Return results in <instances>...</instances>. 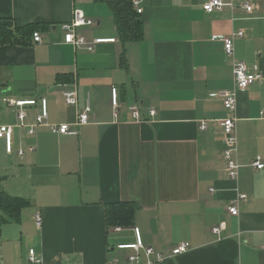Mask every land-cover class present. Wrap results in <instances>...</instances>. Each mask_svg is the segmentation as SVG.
I'll list each match as a JSON object with an SVG mask.
<instances>
[{"label": "crops", "instance_id": "obj_1", "mask_svg": "<svg viewBox=\"0 0 264 264\" xmlns=\"http://www.w3.org/2000/svg\"><path fill=\"white\" fill-rule=\"evenodd\" d=\"M136 1L143 39L124 45L109 0H0V25L33 24L41 35L40 43L0 46V105L3 96L47 104V126L32 136L14 127L10 154L0 141V185L29 202L19 224L0 229V264H28V248L41 264H107L129 253L117 246L134 242L133 228L160 252L190 244L163 264H264V168L251 166L256 157L264 165V0H235L233 10L211 14L202 10L206 0ZM244 1L252 13L239 8ZM75 10L95 21L89 38L115 42L93 53L65 44L59 25ZM238 31L243 37L234 39L229 58L211 38ZM233 61L262 75L236 96V179L222 156L219 121L228 114L210 97L233 88ZM112 86L120 104L116 119ZM72 87L76 107L62 97ZM88 101L93 119L76 127ZM133 103L140 105V122L127 111ZM36 114L29 109L27 124ZM61 124L76 135L51 133L50 126ZM241 195L246 199L232 217L226 206ZM117 204L135 206L131 225H107L106 209Z\"/></svg>", "mask_w": 264, "mask_h": 264}, {"label": "built area", "instance_id": "obj_2", "mask_svg": "<svg viewBox=\"0 0 264 264\" xmlns=\"http://www.w3.org/2000/svg\"><path fill=\"white\" fill-rule=\"evenodd\" d=\"M235 0H206L202 6V10L205 13L211 14L216 12H221L224 8L230 10L234 9ZM132 6L138 15L141 14V9L138 6L136 0H132ZM245 13L250 14L253 11V6L249 1H244L239 6ZM95 25V21L87 18L81 11L75 10L72 15V19L68 23L59 25V30L63 34V42L67 45L72 46L75 50H82L88 53H93L98 45L104 43H114V39H101V38H89L88 29ZM243 37V32L238 31L231 33L228 36H213L212 41H218L223 46L224 54L232 58L234 55L233 42L234 39ZM32 41L34 43L41 42V35L39 32H34L32 34ZM232 75H233V88L230 90H223L217 93L211 94L210 97L219 99L222 106L228 116L221 121L219 125L222 132V156L226 164V172L231 179H236L238 173V164L234 159V153L236 151L237 139H236V96L238 92H243L247 88L256 82L262 80V75L260 73L251 72L248 67L241 61H233L232 65ZM110 108L112 117L116 119L119 115L120 104L117 97L116 87H110ZM62 97L66 105L70 107L77 106V90L75 87L71 89L64 90L62 92ZM2 104L6 109L14 112L16 117V124L14 126L0 125V141L4 143V149L7 154L12 153V141L11 135L14 127L25 129L29 136L34 135L37 128L47 126V104L45 99H29V100H18L12 96H3L1 100ZM29 109H37V114L35 117V122L33 125L27 124V117ZM128 113L131 118L136 121H142L141 109L138 103H133L128 107ZM149 115L153 117L155 115V110L150 109L148 111ZM93 119L92 110L89 101L86 106L77 115L76 127L87 125ZM51 133L62 137H68L76 135L75 131L70 130L68 124L53 125L49 127ZM206 129V122H201L199 126L200 131ZM33 149L30 148V151ZM23 152L19 151L18 155H22ZM251 166L257 170L264 168L262 160L256 157L251 163ZM246 196L241 195L231 200L226 206L227 213L236 217L238 215V204L241 201H245ZM34 222L37 229L41 228L42 222L39 214L34 216ZM117 228L116 231H119ZM134 242L131 244H121L117 246V250L120 252L129 251V253H124L122 257L112 258L107 264H163L166 260L177 257L190 251V244L187 242H181L174 247H172L168 252H160L151 246H145L140 232L137 228H133ZM213 233H218L217 228L211 230ZM264 249V246H263ZM26 259L28 264H41L42 259L32 248H28L26 252Z\"/></svg>", "mask_w": 264, "mask_h": 264}, {"label": "trees", "instance_id": "obj_3", "mask_svg": "<svg viewBox=\"0 0 264 264\" xmlns=\"http://www.w3.org/2000/svg\"><path fill=\"white\" fill-rule=\"evenodd\" d=\"M109 7L121 43L126 45L140 42L143 39V29L138 14L133 9L132 0H109ZM34 32H38V27L33 24L15 28L0 25V46L27 45ZM119 60L124 66V54ZM28 206L27 200L8 195L0 185V229L6 224H19L21 212ZM134 213L135 206L132 204L107 207V225L129 226L133 222Z\"/></svg>", "mask_w": 264, "mask_h": 264}, {"label": "rangeland", "instance_id": "obj_4", "mask_svg": "<svg viewBox=\"0 0 264 264\" xmlns=\"http://www.w3.org/2000/svg\"><path fill=\"white\" fill-rule=\"evenodd\" d=\"M0 107H1L0 108V123H2V124H12V125H15V122H14V114L12 116H9V115H7L4 112L6 110L5 107H4V105L1 104Z\"/></svg>", "mask_w": 264, "mask_h": 264}]
</instances>
